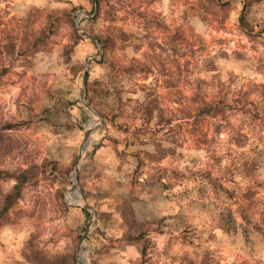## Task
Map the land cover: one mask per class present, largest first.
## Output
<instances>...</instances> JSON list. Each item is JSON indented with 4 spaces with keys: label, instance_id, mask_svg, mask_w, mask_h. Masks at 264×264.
Masks as SVG:
<instances>
[{
    "label": "rangeland",
    "instance_id": "1",
    "mask_svg": "<svg viewBox=\"0 0 264 264\" xmlns=\"http://www.w3.org/2000/svg\"><path fill=\"white\" fill-rule=\"evenodd\" d=\"M95 3L0 0V170L31 173L0 213V264H124L128 246L132 264L177 249L182 264H253L264 0ZM77 200L94 210L82 240Z\"/></svg>",
    "mask_w": 264,
    "mask_h": 264
},
{
    "label": "water",
    "instance_id": "2",
    "mask_svg": "<svg viewBox=\"0 0 264 264\" xmlns=\"http://www.w3.org/2000/svg\"><path fill=\"white\" fill-rule=\"evenodd\" d=\"M96 0H94V7H93V13L92 15H94L95 11H96V3H95ZM79 35L83 36V37H87V38H92L94 39L92 36L88 35V34H81L79 33ZM95 40V39H94ZM86 65H87V59H85V63H84V67L82 69V73H81V98H80V102L81 104L86 108V109H89L88 105L84 102L82 96H83V92H84V89H85V83H86ZM90 110V109H89ZM101 124H96L94 126H90L88 128H86L84 131H83V135H82V141L79 145V149H78V153H77V160L80 158L81 156V151L91 133L92 130H94L95 128L99 127ZM78 171H79V165H78V162L75 163L74 167H73V173H72V177H73V184L71 185L70 189H68L69 191L70 190H73V188L75 187L76 185V180H77V175H78ZM70 205V204H69ZM74 205H77L79 206L80 208L82 209H85V210H89V217L87 219V222L84 226V230H83V233L81 234L80 236V240H82L86 234L88 233L89 231V227H90V224H91V221H92V214H93V208L90 207L89 205H87L86 203H76ZM79 248V245L77 247V250Z\"/></svg>",
    "mask_w": 264,
    "mask_h": 264
},
{
    "label": "trees",
    "instance_id": "3",
    "mask_svg": "<svg viewBox=\"0 0 264 264\" xmlns=\"http://www.w3.org/2000/svg\"><path fill=\"white\" fill-rule=\"evenodd\" d=\"M75 37H77L75 35ZM87 76V75H86ZM9 128V125H6ZM31 175L28 170H22L19 172L9 173L4 170H0V178L9 177L13 179V184L9 191L3 194L2 201L0 205V213H5L8 208L13 204V202L19 198L21 187L29 180V176ZM83 212H86L82 209Z\"/></svg>",
    "mask_w": 264,
    "mask_h": 264
},
{
    "label": "crops",
    "instance_id": "4",
    "mask_svg": "<svg viewBox=\"0 0 264 264\" xmlns=\"http://www.w3.org/2000/svg\"><path fill=\"white\" fill-rule=\"evenodd\" d=\"M127 248V249H126ZM182 252H188V251H182V250H175L174 253H172V255H175V256H169L170 258H168L167 255H162L161 253L158 254L157 256H153L152 257V261H150L151 259H147L146 262H144L145 264H182V263H179L180 260H178V255L179 254H183ZM135 251H133V249H129V246L128 247H125V251H121V257H122V262L124 264H132L133 262L135 261H132L131 260V256H135ZM257 254H261V258L260 259H256L255 262H253V264H264V255L261 251H259ZM149 253H147L145 256H148ZM258 256V255H256ZM171 259V261L169 260ZM164 260H169V262H165Z\"/></svg>",
    "mask_w": 264,
    "mask_h": 264
},
{
    "label": "bare ground",
    "instance_id": "5",
    "mask_svg": "<svg viewBox=\"0 0 264 264\" xmlns=\"http://www.w3.org/2000/svg\"><path fill=\"white\" fill-rule=\"evenodd\" d=\"M91 111V110H90ZM92 112V111H91ZM93 113V112H92ZM73 202H76V203H79L80 201L77 200V201H73ZM81 252V247L78 248V254ZM81 262V261H80ZM82 263V262H81ZM82 264H86V263H82Z\"/></svg>",
    "mask_w": 264,
    "mask_h": 264
}]
</instances>
